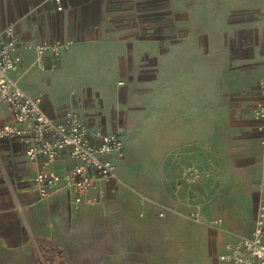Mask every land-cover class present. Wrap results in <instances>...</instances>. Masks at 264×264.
Masks as SVG:
<instances>
[{
	"label": "crops",
	"instance_id": "0c3cea01",
	"mask_svg": "<svg viewBox=\"0 0 264 264\" xmlns=\"http://www.w3.org/2000/svg\"><path fill=\"white\" fill-rule=\"evenodd\" d=\"M8 31L22 59L12 77L45 113L76 114L96 144L118 134L125 150L109 156L116 178L42 199L25 145L0 139V218L19 223L0 245L33 264H229L227 245L252 234L264 201V121L253 114L264 0H0ZM55 40L68 48L40 69L36 46ZM14 122L1 104L0 126ZM74 163L64 153L54 167ZM190 167L199 180L184 179ZM102 217L120 222L119 247H97L88 226Z\"/></svg>",
	"mask_w": 264,
	"mask_h": 264
},
{
	"label": "built area",
	"instance_id": "2783aa9c",
	"mask_svg": "<svg viewBox=\"0 0 264 264\" xmlns=\"http://www.w3.org/2000/svg\"><path fill=\"white\" fill-rule=\"evenodd\" d=\"M67 48L61 40L39 43L36 46L39 68L44 69L48 55H58ZM21 61L18 40L10 31L0 35V105L8 107L15 121L0 126V139L20 140L25 145L28 163L35 170L33 185L40 198L47 199L61 190L87 195L98 181L116 178V168L109 156H124V138L118 134L100 135L96 144L90 128L78 115L70 114L64 122L50 118L43 110L42 98L28 95L12 77ZM260 88L264 93V79L260 81ZM253 114L264 121V100L256 102ZM260 130L264 133V125ZM64 153L75 163L59 172L54 166ZM200 177L201 172L194 167L184 172L187 182H195ZM220 223V220L211 222L212 225ZM263 235L264 201L252 234L237 236L235 243L227 245L222 259L229 264H264Z\"/></svg>",
	"mask_w": 264,
	"mask_h": 264
},
{
	"label": "rangeland",
	"instance_id": "374dc122",
	"mask_svg": "<svg viewBox=\"0 0 264 264\" xmlns=\"http://www.w3.org/2000/svg\"><path fill=\"white\" fill-rule=\"evenodd\" d=\"M1 179L4 181L6 179H8L3 172H1L0 175ZM0 192L8 195L9 194V188H7L6 185H3L2 187H0ZM4 196V195H1ZM1 202V201H0ZM4 202H1L2 208H6L8 207V204H3ZM19 223L17 221H15L14 219H12V217H8L7 215L5 216H1L0 218V237H2V239L4 238V240L6 241V239H8L10 236H16L17 235V228ZM88 227H92L95 228L97 227V229L99 230V237L97 240V247L101 250H103L104 248H106V241L109 243L112 240H117L116 243V247L120 246V241L123 240V238H120V222H115L114 218H98L96 219L95 222H92L91 224H89ZM114 244V243H113ZM9 247V246H8ZM8 247L0 245V264H33L32 262H29L21 257H16L12 252L8 251ZM71 255H77L75 252L74 253H70ZM69 255V254H68ZM89 255H91L90 253H81V257L83 258H88ZM94 256H98V255H94ZM96 264H108L105 261L99 260L97 261Z\"/></svg>",
	"mask_w": 264,
	"mask_h": 264
}]
</instances>
